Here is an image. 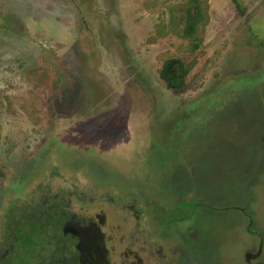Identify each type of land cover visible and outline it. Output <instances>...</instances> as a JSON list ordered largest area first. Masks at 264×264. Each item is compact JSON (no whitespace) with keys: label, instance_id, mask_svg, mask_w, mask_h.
Here are the masks:
<instances>
[{"label":"rangeland","instance_id":"obj_1","mask_svg":"<svg viewBox=\"0 0 264 264\" xmlns=\"http://www.w3.org/2000/svg\"><path fill=\"white\" fill-rule=\"evenodd\" d=\"M200 1L187 38L188 0H0L1 212L107 184L121 252L168 231L189 263L264 264V0ZM173 57L194 63L179 91L159 76ZM130 204L166 223L139 231ZM21 243L13 264H30Z\"/></svg>","mask_w":264,"mask_h":264},{"label":"flooded vegetation","instance_id":"obj_2","mask_svg":"<svg viewBox=\"0 0 264 264\" xmlns=\"http://www.w3.org/2000/svg\"><path fill=\"white\" fill-rule=\"evenodd\" d=\"M107 186L101 187L104 188L102 194L60 187L54 194L40 193L30 204H21L16 200L19 196L13 194L7 207L14 204L13 212L8 215L9 211H0V264L14 263L11 254L15 247L22 246V240L24 247L35 248L34 258L27 261L30 264H138L139 258L135 255L123 256L128 248L121 252V237L126 233V225L121 224V201L103 196L104 191H111L119 197L121 191ZM105 199L109 204L116 202L117 209L112 210L103 201ZM125 209L128 210L126 217L134 219L133 226H138L139 231L143 229L153 234L160 222L166 223L165 216L155 221L132 204ZM152 214L154 212L149 211V215ZM19 228L23 229V234L17 230ZM153 235L151 237L147 232L150 239L145 242L148 247L145 245L146 249L141 250L148 252L157 264H200L189 263L182 255L180 258L172 256L175 239L168 231Z\"/></svg>","mask_w":264,"mask_h":264},{"label":"trees","instance_id":"obj_3","mask_svg":"<svg viewBox=\"0 0 264 264\" xmlns=\"http://www.w3.org/2000/svg\"><path fill=\"white\" fill-rule=\"evenodd\" d=\"M237 9L240 11L241 14L245 13V10L242 9L239 0H232ZM207 18V13L204 10L200 0H188V3L185 6V9L182 14V36L190 38V37H197L200 33V29L204 26ZM198 46V45H195ZM194 63L188 62L187 60L180 58V57H173L168 58L164 61L162 68L160 70V78L165 82L166 86L172 90H182L186 85L187 75L193 68ZM257 109H263V106L259 105ZM5 172L0 169V176H4ZM49 189V188H47ZM38 192L40 193H47V194H54L55 192L52 189L47 191L44 190L42 186H39ZM124 207H126L124 205ZM126 255H135L139 258V263H143V258L140 256V253L136 250H128L125 251ZM124 252V253H125ZM262 255V248L259 249L256 253L248 252L247 256L244 255V258H257L261 257Z\"/></svg>","mask_w":264,"mask_h":264}]
</instances>
